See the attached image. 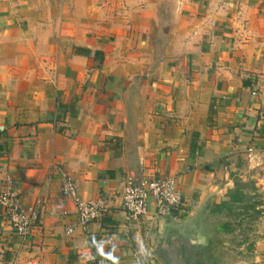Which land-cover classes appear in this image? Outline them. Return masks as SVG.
Returning a JSON list of instances; mask_svg holds the SVG:
<instances>
[{
	"label": "crops",
	"instance_id": "obj_1",
	"mask_svg": "<svg viewBox=\"0 0 264 264\" xmlns=\"http://www.w3.org/2000/svg\"><path fill=\"white\" fill-rule=\"evenodd\" d=\"M173 10L156 48L153 0H0V191L36 211L24 236L0 214V264H162L158 220L234 185L260 202L237 264H264V0ZM62 173L102 204L69 233ZM141 173L174 177L179 208L128 218L123 180Z\"/></svg>",
	"mask_w": 264,
	"mask_h": 264
},
{
	"label": "built area",
	"instance_id": "obj_2",
	"mask_svg": "<svg viewBox=\"0 0 264 264\" xmlns=\"http://www.w3.org/2000/svg\"><path fill=\"white\" fill-rule=\"evenodd\" d=\"M59 194L73 200L75 207V221L66 227L69 233L75 226L83 228L96 218L102 210L100 201L79 202L76 199L72 178L62 173ZM121 207L131 220H141L148 214V203L152 201L157 216H169L177 210L181 202V192L174 177L167 175L125 176L120 192ZM64 213V211H63ZM0 214L6 218L11 229L18 236L29 232L32 222L36 219V211L30 208L23 212L18 206L16 198L9 190L0 191ZM136 240L139 237H135ZM147 255H151L147 251Z\"/></svg>",
	"mask_w": 264,
	"mask_h": 264
},
{
	"label": "water",
	"instance_id": "obj_3",
	"mask_svg": "<svg viewBox=\"0 0 264 264\" xmlns=\"http://www.w3.org/2000/svg\"><path fill=\"white\" fill-rule=\"evenodd\" d=\"M220 200L206 193L183 218H160L149 252L162 264H237L225 252L226 241L213 243L217 236L216 223L205 218L207 206Z\"/></svg>",
	"mask_w": 264,
	"mask_h": 264
},
{
	"label": "rangeland",
	"instance_id": "obj_4",
	"mask_svg": "<svg viewBox=\"0 0 264 264\" xmlns=\"http://www.w3.org/2000/svg\"><path fill=\"white\" fill-rule=\"evenodd\" d=\"M54 3H58L60 0H48ZM173 1L174 0H153L154 4V12L156 17L158 18V26L156 29L155 37L156 40L154 43L156 48H160L163 40V31L166 29L167 31V39L168 41L173 38ZM55 14H53L54 16ZM237 186V185H236ZM233 189V188H230ZM227 192V191H226ZM259 200L255 199V196L249 197L243 194L237 196L235 203L230 206L228 209L226 216L220 218L218 223L228 222L230 221V225L225 233L226 235L222 236V242L226 241L224 247L226 248L225 252L232 260L235 262L239 261L242 258L241 249L243 248L241 244H243L244 240L249 236L248 231L250 229V224L254 221L259 205ZM219 243V244H222Z\"/></svg>",
	"mask_w": 264,
	"mask_h": 264
},
{
	"label": "flooded vegetation",
	"instance_id": "obj_5",
	"mask_svg": "<svg viewBox=\"0 0 264 264\" xmlns=\"http://www.w3.org/2000/svg\"><path fill=\"white\" fill-rule=\"evenodd\" d=\"M227 208H230V204H221V205H215V204H211L207 206V210L205 212V218L214 220V222L216 223V232H217V236H215L213 238V243L214 244H219L222 242L223 238L221 236L222 231H226L230 229L229 225H230V221L228 222H222V223H218V220L220 218H223L224 216H226L227 213Z\"/></svg>",
	"mask_w": 264,
	"mask_h": 264
},
{
	"label": "trees",
	"instance_id": "obj_6",
	"mask_svg": "<svg viewBox=\"0 0 264 264\" xmlns=\"http://www.w3.org/2000/svg\"><path fill=\"white\" fill-rule=\"evenodd\" d=\"M79 51L83 52V53H87L86 50H83V49H79ZM241 195V192L238 190L237 186H233V189H229L227 190L226 194H225V199H222L220 200V202L218 203H213L215 205H221V204H227L230 206L233 205V203H235L236 199H237V196ZM228 209L230 208H227V211Z\"/></svg>",
	"mask_w": 264,
	"mask_h": 264
}]
</instances>
